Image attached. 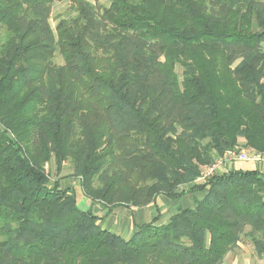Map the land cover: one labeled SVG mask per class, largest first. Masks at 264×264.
Listing matches in <instances>:
<instances>
[{
  "label": "trees",
  "instance_id": "trees-1",
  "mask_svg": "<svg viewBox=\"0 0 264 264\" xmlns=\"http://www.w3.org/2000/svg\"><path fill=\"white\" fill-rule=\"evenodd\" d=\"M242 148L264 153V0H0V264L264 259V172L198 184ZM66 164L109 209L208 192L124 240L52 181Z\"/></svg>",
  "mask_w": 264,
  "mask_h": 264
},
{
  "label": "crops",
  "instance_id": "crops-1",
  "mask_svg": "<svg viewBox=\"0 0 264 264\" xmlns=\"http://www.w3.org/2000/svg\"><path fill=\"white\" fill-rule=\"evenodd\" d=\"M256 168L255 166L250 169ZM231 169H236L235 165ZM70 173V171L66 173L64 170L61 176H56L52 181L55 183L59 181L63 189L74 190L78 207L85 212H91L98 216V224L103 230L116 234L124 240L131 239L144 225L152 224L155 227L167 225L174 215L183 209L196 206V203L202 200L208 192L207 189L191 191L192 185H185L179 187L178 195L171 197L161 194L149 206L131 207L121 205L109 209L103 203L92 201L86 197L78 179L64 178ZM201 183L203 182L198 181V184ZM258 259L264 263V259ZM224 264H256V258L254 254L244 252L238 258L231 259Z\"/></svg>",
  "mask_w": 264,
  "mask_h": 264
},
{
  "label": "built area",
  "instance_id": "built-area-1",
  "mask_svg": "<svg viewBox=\"0 0 264 264\" xmlns=\"http://www.w3.org/2000/svg\"><path fill=\"white\" fill-rule=\"evenodd\" d=\"M235 162H247L253 165H259L263 168H261V170L264 172V153L258 152L256 150H235L233 152L226 153L223 157L217 159L214 164L206 168L202 172L198 181L206 182L215 175L231 170Z\"/></svg>",
  "mask_w": 264,
  "mask_h": 264
},
{
  "label": "rangeland",
  "instance_id": "rangeland-1",
  "mask_svg": "<svg viewBox=\"0 0 264 264\" xmlns=\"http://www.w3.org/2000/svg\"><path fill=\"white\" fill-rule=\"evenodd\" d=\"M70 11H71L70 3L68 1L55 3L54 6H53L52 17H51L53 26H56V24L58 22L57 19H58L59 16H67L70 13ZM55 61H56L57 64H63V61H62L61 57H59V56L56 58ZM178 72L181 73V69L180 68H178ZM242 141L244 142V140L241 139V144H243ZM243 149H245V148H242L241 150H243ZM245 150L246 151H251V150H248V149H245ZM233 165H235V167L238 168V169L239 168H243V169H246V170H249L250 168H253L255 166L259 170H261V168H262L259 165H253V164L247 163V162H235ZM47 169L50 172V175H51L52 179L55 178L56 175H55L54 165H52V167L47 168ZM65 171H66V173L71 171V168H70L69 164H66ZM245 242L246 243L240 249H238L235 253L229 254L226 257L224 263L229 262L231 259H236L242 253L247 252V253H250V254H254V256L256 258V264H264V263L260 262V260L258 259L257 255L255 254V251H254L252 243L250 241H245Z\"/></svg>",
  "mask_w": 264,
  "mask_h": 264
}]
</instances>
